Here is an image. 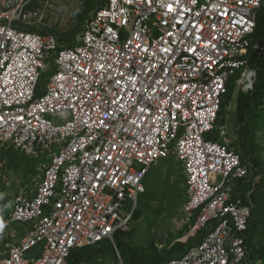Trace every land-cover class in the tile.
<instances>
[{
    "label": "built area",
    "instance_id": "1",
    "mask_svg": "<svg viewBox=\"0 0 264 264\" xmlns=\"http://www.w3.org/2000/svg\"><path fill=\"white\" fill-rule=\"evenodd\" d=\"M33 3L0 0V150L41 162L42 174L0 211V234L27 226L0 264H67L74 249L113 242L152 166L172 157L185 176L184 242L216 224L167 264H246L250 193L237 183L248 170L227 127L217 128L223 143L206 137L229 82L253 87L247 58L264 0H105L64 48L32 31L45 19Z\"/></svg>",
    "mask_w": 264,
    "mask_h": 264
},
{
    "label": "trees",
    "instance_id": "2",
    "mask_svg": "<svg viewBox=\"0 0 264 264\" xmlns=\"http://www.w3.org/2000/svg\"><path fill=\"white\" fill-rule=\"evenodd\" d=\"M37 1L39 0H34V3L30 7H37ZM85 1L87 3V9L80 13L78 27L66 36L64 41L57 38L58 43L65 42L62 45L59 44L60 47L64 48L77 45L85 29L84 26H86L95 11L105 3V0ZM256 45L259 48L264 46V3L257 12L256 28L251 36V46L247 58L250 67L256 71V77L250 91L247 93L238 92L236 95L234 139H232L230 144V148L238 154L241 163L248 170V177L237 183V191H241L243 197H246V194L250 193L251 217L248 221V231L245 234L246 260L251 264H255V262L264 264V145L261 146L259 144V135H262V118L264 117V62L260 56V50L254 48ZM43 77L44 75L40 78L39 87L36 92L37 95L44 91L48 82ZM235 80L236 78H233L227 86V92L222 100L216 121V129L208 134L206 139L223 143L218 137L217 128L228 124L227 107L236 91ZM0 160H7L9 163L8 167L10 168L12 166L18 167L24 165L28 161L23 154L14 151L12 148L1 150ZM35 163L37 164L33 165L32 168H36L38 164L39 166L41 165V162ZM37 173L35 169L34 174L37 175ZM0 185V204L2 208L0 210H3L6 193L4 185L1 183ZM144 186L145 191L138 199L136 210L138 205L147 208L149 201L154 200L156 197L153 187H149L147 184ZM244 201H246L245 198ZM136 210L134 211L133 218ZM215 224L216 222L209 223L194 238H188L184 243L172 242L160 250L154 245L148 249L139 247L132 241V237L128 232L119 231L113 237V242L104 240L93 246L72 250L67 258V264L114 262L117 259L116 252L124 264H167L170 260L181 258L191 246L199 243L207 233L212 231ZM35 253L39 255L40 251L37 250Z\"/></svg>",
    "mask_w": 264,
    "mask_h": 264
},
{
    "label": "rangeland",
    "instance_id": "3",
    "mask_svg": "<svg viewBox=\"0 0 264 264\" xmlns=\"http://www.w3.org/2000/svg\"><path fill=\"white\" fill-rule=\"evenodd\" d=\"M39 2L40 5L37 4V7L39 6L45 10L44 25L39 28H33L32 31L40 34H54L61 41H64V38L78 27L79 15L87 9L85 0H39ZM59 44L62 45L65 42ZM52 71L53 67L51 66L43 74V78L48 80ZM234 104L235 96L228 104L227 110L229 112L234 110ZM227 119L232 121L230 113ZM262 119L261 131L262 135H264V117ZM53 123L57 125L62 124L61 121H53ZM228 134V140L231 141L233 137L231 138L229 132ZM262 135H259V144L261 146L264 145V136ZM220 141L222 140L220 139ZM36 164L28 160L24 164L25 167L21 165L10 168L8 167L9 163L7 160H0V183L4 185L6 193L4 207H10L9 205L12 203V196L15 193L18 183L23 181L30 183L31 176H28L27 173L25 175V169L26 167L27 169L32 168ZM146 184L155 189L154 193L156 197L154 200L149 201L147 208L138 205L136 214L129 225V231H127L132 237V241L139 247L148 249L154 245L159 250L172 242L183 243L189 228L185 224L183 217V206L186 200V194L185 176L181 164L173 157L158 162L151 168L147 175L144 181V185ZM0 209L2 208L0 207ZM21 227L25 228L27 226L22 225ZM9 229L15 232L19 227H16V224H12ZM13 237L9 235V240L13 241ZM0 252H4V247L1 242ZM112 263L111 261H107L94 264ZM246 263L251 264L248 260ZM255 264L261 263L255 262Z\"/></svg>",
    "mask_w": 264,
    "mask_h": 264
},
{
    "label": "crops",
    "instance_id": "4",
    "mask_svg": "<svg viewBox=\"0 0 264 264\" xmlns=\"http://www.w3.org/2000/svg\"><path fill=\"white\" fill-rule=\"evenodd\" d=\"M236 95H237V92L235 91V94H234V96H235V104H234V110L233 111H228L230 114H231V119H232V121H230V119H227V121H228V124L230 125H226L225 127H227V130H228V132L231 134V138L233 137L234 138V132H233V130H234V116H235V110H236ZM229 113L227 114V116L229 117ZM230 129V130H229ZM229 135V134H228ZM262 136H264V135H262ZM232 138V139H233ZM1 151V150H0ZM32 162H38V161H32ZM24 167H25V165H23ZM34 171H33V170ZM35 169L37 170V175L36 174H34L35 173ZM32 172H34V173H32ZM26 173L28 174V176H31V179L29 180L30 181V183H26L25 181H23V182H20V183H18L17 184V187H21V186H29V187H32V182H33V180H39L40 178H41V171H40V166H39V164L37 165V167L36 168H29V170L27 171V167H26V169H25V175H26ZM27 176V177H28ZM16 190H17V188H16ZM16 190H15V192H16ZM0 203H1V201H0ZM4 203V202H3ZM7 203V202H6ZM5 205V204H4ZM12 205H13V196H12V203L9 205L10 207H8V206H3L4 207V209L3 210H0L1 212H2V214L3 215H5L8 211H9V209L12 207ZM0 207H1V204H0ZM16 227H19V229L18 230H16L15 232H13V231H11V230H9V231H7L6 233H2V234H0V242L2 243V245H3V247H5V245H7V244H9V243H12V242H15V241H18V240H20L22 237H24L25 236V234L27 233V227H25V228H23V227H21V226H16ZM13 232V234H11ZM9 235H12V236H14L13 237V241H10L9 240ZM15 238V239H14ZM4 251H5V249H4ZM247 261V260H246ZM247 264V263H246Z\"/></svg>",
    "mask_w": 264,
    "mask_h": 264
},
{
    "label": "water",
    "instance_id": "5",
    "mask_svg": "<svg viewBox=\"0 0 264 264\" xmlns=\"http://www.w3.org/2000/svg\"><path fill=\"white\" fill-rule=\"evenodd\" d=\"M116 250V249H115Z\"/></svg>",
    "mask_w": 264,
    "mask_h": 264
}]
</instances>
